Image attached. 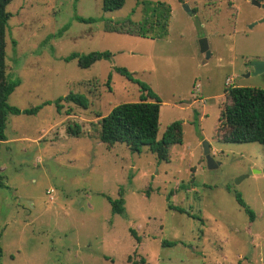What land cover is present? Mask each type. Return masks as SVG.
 Returning a JSON list of instances; mask_svg holds the SVG:
<instances>
[{"label":"rangeland","instance_id":"1","mask_svg":"<svg viewBox=\"0 0 264 264\" xmlns=\"http://www.w3.org/2000/svg\"><path fill=\"white\" fill-rule=\"evenodd\" d=\"M159 2L171 10L161 38L104 29L105 20L150 19ZM6 10V74L19 81L8 104L41 108L8 114L0 141V264H264V146L218 136L226 89L264 88L251 66L264 61V9L249 0H125L113 11L102 0H12ZM92 51L112 57L87 68L63 59ZM116 67L160 98L158 139L181 121L168 161L148 146L101 142L99 118L144 93ZM70 92L87 108L63 100L59 111ZM75 123L78 136L67 129ZM119 197L124 211L114 213L108 198Z\"/></svg>","mask_w":264,"mask_h":264},{"label":"trees","instance_id":"2","mask_svg":"<svg viewBox=\"0 0 264 264\" xmlns=\"http://www.w3.org/2000/svg\"><path fill=\"white\" fill-rule=\"evenodd\" d=\"M12 0H0V141L6 140L5 127L8 114L18 115L34 114L41 105L20 109L8 104V98L18 86L19 81L10 80L6 74V41L5 33L7 21L10 17L6 6ZM184 2V0H179ZM264 2V0H258ZM125 0H102V8L105 11L120 9ZM170 7L164 3H158L153 8L150 19L143 22H133L130 19L122 21L105 20L104 29L109 32L127 33L145 37H163L167 34V25L170 17ZM83 22L92 21L91 18L77 17ZM153 19V20H152ZM158 27L161 31H155ZM110 51H92L87 54L71 53L65 56L64 61L77 59L80 68H87L101 59H110ZM115 71L125 77L136 81L144 92L138 101L122 102L110 109L99 118V138L107 146L115 143H125L132 151L140 152L143 146L154 153L159 161H168V149L174 144H180L182 140L181 121L170 123L162 134L157 138L159 128L160 98L144 82L135 80L133 74L125 68L116 67ZM111 76L107 78L110 82ZM226 96L230 103L222 108L219 115V140L224 142L246 143L257 142L264 146V88L251 86H232L226 89ZM72 102L83 108H87L88 99L85 95L70 92L65 97L56 100V107L62 109L61 101ZM43 104H49L44 102ZM69 114V113H68ZM68 133L79 135L80 126H67ZM0 185L3 183L0 181ZM112 212L123 213V198H108ZM236 200L241 208L248 214L250 222L254 221L255 214L244 202L240 194H236ZM171 209L179 212L184 210L169 204ZM135 235V232L132 231ZM136 236V235H135ZM137 237V236H136ZM137 239V238H136ZM139 241V239H137Z\"/></svg>","mask_w":264,"mask_h":264},{"label":"water","instance_id":"3","mask_svg":"<svg viewBox=\"0 0 264 264\" xmlns=\"http://www.w3.org/2000/svg\"><path fill=\"white\" fill-rule=\"evenodd\" d=\"M249 1L253 5H255L257 7H261L262 9H264V2H260L258 0H249ZM183 6L187 12H190V9L186 4H184ZM263 20H264V18H263ZM199 46H200V51L202 53H205L206 58H209L210 57V51L208 48L207 39L201 38L199 40ZM251 66L253 67V74L264 73V61L254 60L251 62ZM203 156H204V159L206 161L207 168L213 169L217 166L216 163L214 162L213 158L210 155V148H209L208 142H203ZM242 178H243V176L236 178L235 182L236 183L239 182Z\"/></svg>","mask_w":264,"mask_h":264},{"label":"built area","instance_id":"4","mask_svg":"<svg viewBox=\"0 0 264 264\" xmlns=\"http://www.w3.org/2000/svg\"><path fill=\"white\" fill-rule=\"evenodd\" d=\"M50 193V192H49Z\"/></svg>","mask_w":264,"mask_h":264}]
</instances>
